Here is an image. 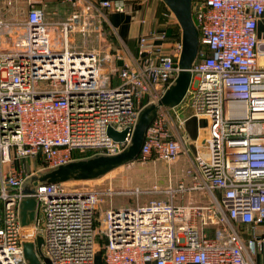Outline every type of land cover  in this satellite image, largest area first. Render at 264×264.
Segmentation results:
<instances>
[{
	"label": "built area",
	"instance_id": "obj_1",
	"mask_svg": "<svg viewBox=\"0 0 264 264\" xmlns=\"http://www.w3.org/2000/svg\"><path fill=\"white\" fill-rule=\"evenodd\" d=\"M60 1L72 5L68 15L49 19L30 4L17 20L23 33L7 45L0 37V264H28L22 228L32 231L33 243L42 236L41 252L50 264H94L98 251L102 264H255L252 255L264 253V230L257 231L264 225V41L255 30L264 0L191 2L203 49L191 63L183 98L158 108L137 156L170 167L188 154L180 110L205 117V147L179 179L173 181L167 169L164 186L39 182L25 194L35 171L124 149L140 108L156 102L179 69L181 34L166 52L153 45L155 33L144 32L128 61L116 50L72 49L70 32L79 23L86 31L90 18L103 19L104 9L126 11L127 3ZM7 24L0 17V35ZM108 127L128 132L113 140ZM116 194L133 196V206L113 207ZM143 194L161 197L141 201ZM24 195L36 203L33 219L22 225ZM239 225L248 231L244 240Z\"/></svg>",
	"mask_w": 264,
	"mask_h": 264
},
{
	"label": "water",
	"instance_id": "obj_2",
	"mask_svg": "<svg viewBox=\"0 0 264 264\" xmlns=\"http://www.w3.org/2000/svg\"><path fill=\"white\" fill-rule=\"evenodd\" d=\"M167 5L173 16L176 17L181 32V52L179 54L177 65L179 69L173 82L162 92L156 102H149L142 106L138 111V116L132 128L129 143L121 151L115 154L99 153L92 156L73 159L66 163L59 164L44 171L35 172L28 177L30 181L25 182L22 191L25 194L33 192V186L36 183L68 182L69 180L94 179L115 169L120 165L131 162L138 156L141 143L145 135V129L152 118L157 114L158 108L162 106H174L183 98L190 83V67L199 51V33L195 27L191 16L192 0H162ZM121 64V60H117ZM108 135L113 140H123L128 130L121 131L107 128ZM35 198L30 195L22 196L19 203V214L21 224H28L34 217ZM22 236L26 237L23 243L24 257L28 264H50L47 257L42 255L41 243L42 236L38 234L33 243V233L29 228H22ZM38 251L40 258L37 257Z\"/></svg>",
	"mask_w": 264,
	"mask_h": 264
},
{
	"label": "crops",
	"instance_id": "obj_3",
	"mask_svg": "<svg viewBox=\"0 0 264 264\" xmlns=\"http://www.w3.org/2000/svg\"><path fill=\"white\" fill-rule=\"evenodd\" d=\"M123 1L127 3L126 11L119 12L113 9H104L102 11L103 19L98 17L95 18L93 17L88 20L89 24L87 26V29L90 30V26H92L97 31V33L92 34L95 38L96 46H94V48L91 49L89 48V50L99 49L101 53L112 52V50H116L121 52V55L123 56V60L128 61L129 59H131L132 55H134L137 51L136 46H137L138 37L141 34H144V32L152 31L153 33H155V39L152 41L153 45L159 46L161 44L163 46L162 49L168 52L170 49L167 40L165 41L162 40L161 38L159 39L158 37L159 32L153 30L154 28L157 29V27L154 26L153 22L155 19L156 11L159 8V4L160 6L163 4L162 1L160 0H123ZM16 3H20V5L24 6V9L26 10L30 6V4L41 7L45 10L46 15L51 14L48 15L49 19L63 18L64 16L68 15V13L72 8L71 7L72 5L70 3L65 1L61 2L60 0H16ZM164 11L166 13L165 8ZM5 17L8 18V14H6ZM167 17H170V19L168 18V20L170 21L173 20L175 22L174 19L175 17H173L170 14V12L167 13ZM100 22H103L104 28L106 27V29H108L109 32L114 35L113 41L115 46L114 47L112 46V49L110 48L111 43L107 41V39L103 34H101ZM81 26L82 23H79L75 29L79 31ZM255 30L257 32L258 38L261 41H264V18L260 17L257 19ZM23 31H24V27L18 25V36L21 35ZM50 31L53 40L57 41L58 36L55 30L51 29ZM11 33L12 32H9V37H11ZM0 37L2 40L5 39L3 35H0ZM72 37H73V32H70V40L72 39ZM3 43H5L4 40ZM118 60H121L122 63V58ZM104 65H105L104 67L107 68L108 62H106V64L104 63ZM180 113L186 116L183 122L182 132L183 134H185V136H187L186 139L187 141L185 142L184 145H186L187 147L188 154L185 155L182 153L180 154L178 159L175 160L176 163L174 164V174L171 173L173 181L179 179L180 176H182V169L189 164L190 162L189 160L193 158V156L196 154L197 151L203 150L205 147V144L203 143V138L206 135V128H205L207 123L206 118L203 116H197L195 114L193 115L190 109L186 107H183L180 110ZM180 157L182 158L184 163H182L180 167H177L176 166L178 162L177 160H180L179 159ZM170 167H168L169 170ZM246 230L247 229H245V227H242L241 225L238 226V231L241 233V237L243 240L246 239V237L248 236V231ZM262 230H264V225L258 226L257 231L262 232ZM252 256L255 264H264V253L253 254ZM94 260H95L94 264H102L98 253H95Z\"/></svg>",
	"mask_w": 264,
	"mask_h": 264
},
{
	"label": "rangeland",
	"instance_id": "obj_4",
	"mask_svg": "<svg viewBox=\"0 0 264 264\" xmlns=\"http://www.w3.org/2000/svg\"><path fill=\"white\" fill-rule=\"evenodd\" d=\"M162 3L163 4L161 6L159 4V8L156 11L155 19L153 22L154 26H156L157 29L154 28L153 30L158 31L159 33L160 31H164L166 35L168 34L170 36L167 40L169 49H170V45L172 46L173 43L176 42L177 35L180 32V26L176 20V17L173 16L169 8L168 7L166 8V5L163 1ZM164 8L166 10V13L164 11ZM25 12H26V9H24V6L20 5V3H16V0H0L1 18L4 21L10 23V24L5 25L3 29L1 30V35L5 37L4 39L5 44L6 43L10 44L12 39L15 38L13 36L18 35V23H17L18 21L17 20L21 19L24 16ZM168 12H170V14L173 17H175L174 18L175 22L173 20L172 21L168 20V18L170 19V17H167ZM6 14H8V18L5 17ZM48 15H51V14H47L46 15L47 18H49ZM100 25H101L100 26L101 34H103L105 38L107 39V41L111 43L110 48L112 49V46L113 47L115 46L114 41H113L114 35L111 34L109 30L106 29V27L104 28L103 22H100ZM9 32H12L11 37H9ZM72 32H73V37L70 40L71 41L70 46L72 49L87 50L89 48L91 49V48H94V46H96L95 38L92 34L97 33V31L92 26H90V30L87 29V31L85 32H82L80 30L78 31L77 29L73 30ZM102 57H101V60L103 59ZM104 66L105 65L103 64L102 67L106 69V67ZM179 159L180 160H177L178 161L176 164L177 167H180L181 164L184 163L181 157ZM175 163L176 162L170 165L171 166L170 170H171V173L173 174H174V164ZM37 164L39 165L38 161H37ZM167 169H168V164L165 161H160L152 157L148 158L147 160L142 161L141 159L136 157L135 159L131 160V162L115 167V169L101 175L98 178L84 179V180H69L66 184L72 185L77 188H84V187L90 188V187L100 186V184H104L108 181H111L112 186L115 189L116 188L132 189V187H135V186L145 189L151 186V184H153L154 182H156L160 186H164L167 183V178L165 176ZM44 170H47V169H40L35 172L44 171ZM25 182L29 183L30 181L27 179ZM154 196L161 197L160 194H148V195L143 194L140 196V200L145 201ZM133 202H134L133 196L131 197L128 195H123V194H116L111 199V203L113 207L122 206V207L127 208V207L133 206ZM108 203H109V200H106L104 203H102V207H105ZM102 240H103L102 235L99 234L97 236V241L100 244V246L98 245V247L100 248L102 246ZM94 263H95V260H94Z\"/></svg>",
	"mask_w": 264,
	"mask_h": 264
},
{
	"label": "trees",
	"instance_id": "obj_5",
	"mask_svg": "<svg viewBox=\"0 0 264 264\" xmlns=\"http://www.w3.org/2000/svg\"><path fill=\"white\" fill-rule=\"evenodd\" d=\"M178 32H179V31H178ZM169 37H170V36L167 34L166 37H165V40H168ZM179 37H180V32L178 33L176 40H178ZM198 48H199L198 55L196 56L195 59H198V58L200 57L199 52H200L201 49H203V48L200 46V44H199ZM206 53H209V51L206 50ZM102 238H103V237H102ZM102 241H103V240H102ZM97 253L99 254V257H100V251H98ZM101 262H102V261H101Z\"/></svg>",
	"mask_w": 264,
	"mask_h": 264
}]
</instances>
